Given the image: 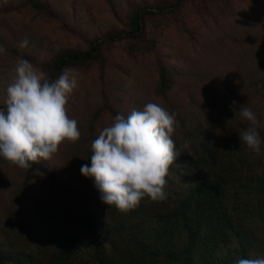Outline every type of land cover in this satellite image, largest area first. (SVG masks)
Masks as SVG:
<instances>
[{"label": "trees", "instance_id": "16d2710c", "mask_svg": "<svg viewBox=\"0 0 264 264\" xmlns=\"http://www.w3.org/2000/svg\"><path fill=\"white\" fill-rule=\"evenodd\" d=\"M1 1L0 7H2ZM186 1L175 0L170 6L136 7L131 13L127 31L106 36L104 39L101 38L103 36L90 38L82 33L79 36L85 42L83 48L67 49L58 54L52 51L54 57L50 62H39L37 56L30 57L26 53L19 52L18 49L10 52L20 59L29 60L34 66L39 64L44 67L48 78L55 80L69 65H81L100 58L105 42H112L126 35L139 40L145 39L143 29L146 17L177 10H183L185 14L183 8ZM238 1L217 0L214 13L209 12L202 20L204 25L213 23L216 26L217 37L221 40V54L232 51L231 56L224 57L227 58L225 62L219 59L207 60V73L202 71L208 80H212L211 69L224 64L214 77L216 85L213 89H220L221 93L225 92L227 100H230L229 104L238 100V95H230L234 93L233 87L229 84L232 75H235V80L241 86L250 73L247 69L248 65H253L255 69L263 67L261 73L256 71L264 77V14L257 11L264 12L263 5L258 4L256 10L244 9L237 4ZM42 7L38 0H22L18 8L11 9L13 12L11 19L22 24L19 17L21 10L28 12L29 16L34 18L37 13L42 12ZM184 22L187 23L186 20ZM241 30L243 36L245 35L242 40L238 34ZM231 46L238 48L234 50ZM206 48H209V45H206ZM249 56L251 60L248 61ZM15 75V72L12 73L13 77L4 85L5 90L13 82ZM161 78L163 87L168 81L165 73L161 74ZM258 90H260L258 96H263L264 87ZM6 98L7 95L4 99ZM138 99L139 97L136 98V102ZM5 100L0 101V109L6 110ZM145 101L146 99L137 105L141 106ZM199 103L203 106H198ZM199 103L195 106V112L197 107L200 112H204L205 106H209L206 99ZM170 112L176 114L178 121L172 137L177 145V151L186 153L187 143L178 140V135L184 134L185 138L198 141L191 146L193 154L201 156L207 151H212L214 156L210 161L199 166L196 161L189 159L188 154H182L181 158L187 163L175 161L170 167L165 189L168 195L162 202H154L145 197L139 206L121 212L114 205L107 206L102 203L92 178L83 176L81 172L71 171L73 176L68 179L67 168L59 167L58 172L54 174L46 168L49 160H40L31 163L28 174L40 171L55 176L52 180L56 183L54 192L58 194L52 193L50 197L52 201L59 198L67 207V213L59 219V223L49 225V229H46L42 220L43 212L40 211L42 206L32 210L37 211L36 218H30L32 213L20 217L27 198L25 194L27 184L24 187L21 179L12 175L11 179L6 181L8 188L5 190V197H0L7 211L0 215V233L5 234V239L2 241L5 246L8 247L6 244L12 237L14 245L19 248V252L11 249L15 252V262L18 261V264H236L239 258H256L254 253L258 255L263 252L264 156L257 155L243 141L235 137H228L225 144L221 143L218 140L220 137L207 130L203 122H201L204 125L202 127L194 125L189 123L191 117L180 120L175 108L171 107ZM119 114L124 115L123 112ZM259 121L257 131L262 140V148L264 119ZM93 123L94 119L79 126L80 139L85 137L86 133L92 134V139L88 136L87 145L89 149L87 154L90 157L91 143L102 131V128L93 127ZM249 126L250 123L246 128H241L238 138L241 131ZM71 147L82 148L76 142ZM226 147L228 149L224 155L225 162L218 168L217 154ZM61 162L64 166L68 162L65 155H62ZM188 164L193 165L194 168L191 169ZM91 186L93 191L89 189ZM14 202L22 207L21 213L14 209ZM29 204L26 201L27 207ZM72 204L79 206L74 207L76 210L74 216L70 214ZM99 211L105 217L98 213ZM51 212L53 213V211L44 213L47 217H53L54 214ZM34 219L37 223L31 222ZM46 242L52 248L50 253ZM0 262L3 264L12 262L10 249L2 245H0Z\"/></svg>", "mask_w": 264, "mask_h": 264}, {"label": "rangeland", "instance_id": "374dc122", "mask_svg": "<svg viewBox=\"0 0 264 264\" xmlns=\"http://www.w3.org/2000/svg\"><path fill=\"white\" fill-rule=\"evenodd\" d=\"M38 1L43 5L41 8L43 13H37L34 18H31L28 12L21 10L19 17L22 24L11 19L13 13L11 9L18 8L22 0H8L7 4H4L3 0L1 1L0 45L5 48V51L0 53V101L5 100L7 90L4 89V85L13 77L14 67L20 59L16 54H11L10 50L18 49L19 52L26 53L30 57L37 56L36 59L39 62H50L54 57L52 51L58 54L67 49L83 48L85 42L79 36L82 33L87 34L90 38L103 36L101 38L104 39L106 36L127 31L131 13L136 7L144 5L170 6L175 0ZM216 1L187 0L183 8L185 14L183 10H177L154 17L148 16L144 19L145 39L139 40L126 35L115 41L105 42L100 58L81 65L67 66L66 69H75L78 72V87L68 99V115L78 121V126L94 119L92 126L103 129L112 123L117 114L123 112L127 117L133 108L143 109L146 104L152 102L160 104L169 111H171V107L175 108L180 120L191 117L189 123L201 127L204 126L201 124L203 122L207 130L220 137L218 140L221 143L225 144L228 137L240 139L238 132L250 123L240 116V106L245 105L256 114L259 120L264 119V95L258 96L260 92L258 89L264 87V77L257 73V71L261 73L263 67L255 69L253 65H248L247 69L250 73L246 82L241 86L235 80V75L231 76L229 84L233 87L234 93H230V95H238L235 107L229 104L230 100H227L225 92L221 93L220 89H213L216 85L214 77L224 64L211 69L212 80H208L202 74V71L207 73V60L219 59L225 62L227 58L224 57L232 54V51L221 54V40L217 37L216 26L213 23L204 25L202 22L204 15H208L209 12L214 13ZM237 4L244 9L253 8L256 10L258 4H262L264 8V0L258 2L256 0H239ZM203 6L207 8L204 9ZM257 11L264 14L263 11ZM229 12L230 10L227 13ZM238 34L241 36V40L245 36H243V30ZM24 38L29 40V44L22 49L19 45ZM206 45H209V48H206ZM232 49L236 50L234 47ZM249 60H251L250 56ZM35 67L47 74L45 68L39 64ZM162 73H165L168 80L163 87ZM217 86L221 88L218 84ZM164 87L166 89L161 91ZM137 97L139 99L136 102ZM145 99L143 105H137ZM204 99L209 102V106H205L204 112H200L197 107L195 112L196 104ZM199 105L203 106L200 103ZM117 110L119 111L115 114ZM91 135L86 133L85 137L76 142L82 148H72L73 143L71 142L61 144L58 152L49 160L53 162L48 161L46 168L55 174L59 167H65L68 169L67 178L71 179L73 176L71 171L79 173L82 165L91 166L90 156L87 154L89 151L87 148L88 136L92 139ZM178 138L181 143L186 142L187 146L185 147L186 153H179L177 162L187 163L181 158V155L188 154L190 160L196 161L201 166L214 156L212 151H207L201 156L193 154L191 146L198 141L185 138L184 134H179ZM227 149L228 147L217 154L218 168L222 167L225 162L224 155ZM260 154L264 156V146L261 148ZM62 155H65L68 160L65 166L61 162ZM188 167L194 168L193 165ZM38 172L29 175L28 169L20 168L0 158V197L4 196L5 190L8 188L6 181L11 179L12 175L17 179L20 178L24 187L27 184L25 189L27 198H25L23 213L20 217L23 218L24 214L32 213L30 218H36L37 211L33 212L32 210L34 208L37 210L39 206H42L40 211L43 212V225L49 229V225H57L59 219L64 217L67 207L64 205V201L59 198L56 199L57 201L55 199L52 201L50 197L52 193L58 194L54 192L56 183L52 179L55 176L53 177L51 173L46 175ZM89 189L93 191L91 190L92 186ZM1 201L0 215H3L7 211H5L6 205L2 199ZM26 201L27 204L30 203L28 207ZM14 207L15 210L22 212V207L20 208L16 202H14ZM74 207L79 206H71V216L76 214ZM50 211H53V213L51 212L54 214L53 217H47V214L44 213H50ZM98 213L103 215L101 211ZM31 222L37 223L35 219ZM4 235L0 233V245L10 249L12 262H15V252L11 249L19 252V248L14 245L12 237L7 244L5 243L8 247L5 246L2 243L5 239ZM46 244L50 253L52 248L47 242ZM254 255L264 257V251L258 255L254 253ZM13 264H18V261Z\"/></svg>", "mask_w": 264, "mask_h": 264}, {"label": "clouds", "instance_id": "9594fccd", "mask_svg": "<svg viewBox=\"0 0 264 264\" xmlns=\"http://www.w3.org/2000/svg\"><path fill=\"white\" fill-rule=\"evenodd\" d=\"M28 44L24 38L19 47ZM4 51L0 45V53ZM14 72L6 110L0 109V158L28 169L32 162L50 160L61 144L80 139L78 121L67 112L69 96L78 87V72L65 69L50 80L27 59H19ZM236 104L232 101L233 107ZM239 114L250 122L239 134L240 141L259 155L260 121L245 105L239 107ZM177 123L174 112L150 102L143 109L133 108L127 117L117 114L102 129L91 143V166L82 165L80 172L94 180L103 204L127 212L145 197L154 202L167 199L169 169L179 155L172 138ZM236 264H264V257L239 258Z\"/></svg>", "mask_w": 264, "mask_h": 264}]
</instances>
